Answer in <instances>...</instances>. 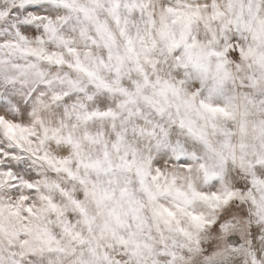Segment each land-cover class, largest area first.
<instances>
[{
  "label": "clouds",
  "instance_id": "9594fccd",
  "mask_svg": "<svg viewBox=\"0 0 264 264\" xmlns=\"http://www.w3.org/2000/svg\"><path fill=\"white\" fill-rule=\"evenodd\" d=\"M0 264H264V0H0Z\"/></svg>",
  "mask_w": 264,
  "mask_h": 264
}]
</instances>
